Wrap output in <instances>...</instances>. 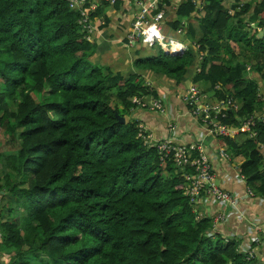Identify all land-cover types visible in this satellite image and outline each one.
Here are the masks:
<instances>
[{"label": "trees", "instance_id": "obj_1", "mask_svg": "<svg viewBox=\"0 0 264 264\" xmlns=\"http://www.w3.org/2000/svg\"><path fill=\"white\" fill-rule=\"evenodd\" d=\"M176 1L160 0L163 34L180 31L188 50L140 46L148 53L137 49L134 68L178 88L192 76L215 101L233 98L241 108L224 124L255 117L254 136L217 139L264 198V0H200L204 14ZM123 2L96 1L97 30ZM80 20L68 0H0V132L15 146L0 152V264H264L245 253L255 245L242 251L213 217H198L185 194L193 170L139 137L132 100L158 91L94 61L100 46Z\"/></svg>", "mask_w": 264, "mask_h": 264}, {"label": "built area", "instance_id": "obj_2", "mask_svg": "<svg viewBox=\"0 0 264 264\" xmlns=\"http://www.w3.org/2000/svg\"><path fill=\"white\" fill-rule=\"evenodd\" d=\"M114 4L118 0H107ZM130 6L132 0H125ZM138 8L131 30L127 34V42L129 44H143L146 47L154 48L157 45L166 53L181 54L187 49L176 40H167L163 34V20L165 12L158 11L160 0H134ZM72 9L81 12L80 24L84 30H88L91 35L96 29L94 23L90 19V14L97 6L91 4L87 6L89 0H68ZM194 4L201 8V1L193 0ZM230 13H232L230 11ZM180 33V31H179ZM179 46V47H177ZM181 98L185 105L189 108V112L203 127L204 130L211 135V138L236 137L240 133L247 132L254 136L252 128L255 125V117H249L242 126L234 127L221 122V119L227 116L229 111L239 112L241 106L233 98L227 97L224 100L210 101L197 85H191L185 89ZM264 101V97H262ZM139 109L146 111L158 112L162 115L166 113L164 101L162 99H152L145 97H136L133 102ZM264 122V115L260 118ZM139 137L144 144L155 147L163 159L172 158L177 167L183 172L187 169L193 170V173L186 174L187 185L185 194L190 197L191 202L195 205L201 204L206 196L212 197L220 204V211L213 218L214 229L217 225L225 222L230 216L232 210L236 207L238 198L222 189L217 183V174L214 171L209 155L206 153L205 141H199L193 144H178L172 136L164 140H157L152 133L145 130L139 125ZM177 129L176 124L169 125V131L173 135ZM219 159L226 162L231 161L232 155L226 148L218 149L216 154ZM251 194V190H249ZM255 246L264 245V236L254 240ZM245 250V249H244ZM255 249L246 251L250 258L255 257ZM5 259L0 257V262Z\"/></svg>", "mask_w": 264, "mask_h": 264}, {"label": "crops", "instance_id": "obj_3", "mask_svg": "<svg viewBox=\"0 0 264 264\" xmlns=\"http://www.w3.org/2000/svg\"><path fill=\"white\" fill-rule=\"evenodd\" d=\"M96 1L97 0H95V3ZM179 2H181V0L176 1L177 4H174L175 6L173 7L175 8ZM110 4L112 3L110 2ZM135 4L134 0H132L131 6L125 1L121 5L120 11H117L114 16H112L114 11H111L110 17H112L110 18V23L102 30H95L91 34L90 41L97 42L100 46V52L103 51L105 46V42L103 41L106 40V38L111 40L115 39L118 43H123V46L129 48L133 54L132 62L130 64L129 61L122 64L126 66L123 69L129 71L126 74L136 72L141 76H144L145 72L149 71L136 70L134 68V61L136 60L135 58L138 57L137 49L139 50L140 55L148 53L146 50L141 51L139 49L140 46L143 48L146 46L141 43L131 44L129 46L128 42L125 41V37H127L128 32L132 28L135 14L138 12V8ZM184 24L187 26V21ZM261 30L262 28L258 29V31ZM180 35L181 32L178 36ZM199 35L200 34H198V37ZM178 36H168V41L176 40L180 42ZM94 39L97 41H94ZM180 43L185 46L187 50L191 45L187 37L185 38L184 43ZM111 49H113V47H110V50ZM98 55L99 54L96 56ZM127 58L128 56L125 55L122 59L125 61ZM130 69L135 71H130ZM248 75L250 76L251 74ZM148 78L151 81H149ZM191 78L192 76L188 79L190 80L189 86L186 81L184 87L182 86L178 88L175 82L169 81L166 78L154 77L148 73L143 80L149 87L158 91V98L164 101L166 113L162 115L158 112L146 111L138 108L134 111L133 117L140 125L143 124L157 140H164L172 136L173 140L178 144H193L202 140L205 141L206 153L209 155L214 171L217 174V183L223 190L238 198L236 207L232 210L228 219L217 225L219 228L216 227V229H219L224 237L236 239L239 242L242 251L244 249L248 250L254 244L256 238L264 236V198L256 195L254 190L250 189L251 187L248 185L247 179L242 176L239 170V164L234 158L231 161L226 162L216 156L218 149L222 147L219 143V139L211 138V135L204 130V127L191 116L189 108L181 98L182 92L191 85H194ZM198 88L207 95L206 90L209 89L207 84L201 83ZM207 97L210 101H215L213 94L207 95ZM126 120H128V118ZM172 123L177 126L173 135L169 131V125ZM240 158L242 159V157ZM249 190H251V194L249 193ZM199 205L200 206L196 209L203 217L211 216L213 218L220 211L221 207L214 198L208 196H206ZM255 250L256 258L264 260V245L256 246ZM261 263H264V261Z\"/></svg>", "mask_w": 264, "mask_h": 264}, {"label": "rangeland", "instance_id": "obj_4", "mask_svg": "<svg viewBox=\"0 0 264 264\" xmlns=\"http://www.w3.org/2000/svg\"><path fill=\"white\" fill-rule=\"evenodd\" d=\"M175 4H177V3H175ZM200 13L204 14V12H202V10H200ZM108 14L109 13H107V15ZM191 22L196 26V23L194 21H191ZM187 23H188V26H189V22H187ZM187 28H186V26H184V33H186V34H187ZM94 41H97V40L94 39ZM103 42H105V46L103 48V51L100 52L98 56L93 57L94 61H97L100 64L109 65L112 68V70L121 71V72L124 73V75H127L126 73H128L129 71L124 70L123 68L126 67V66L122 65V64H125L128 61H129V64L132 62V55L133 54L130 51V49L125 47V46H123L124 45L123 43H118L115 39L111 40V39L106 38V40H104ZM128 45L130 46L131 44L128 43ZM110 47H113V49L110 50ZM125 55L128 56V58L124 61L122 58ZM135 59H137V58H135ZM130 71H135V70L130 69ZM247 71H248V74L251 73L250 68H248ZM148 73H150L152 75L151 72H145V75L142 76V77L145 78L148 75ZM149 81H151V80L149 79ZM169 81H172V80L169 79ZM202 84H204V83H202ZM187 85L188 86L190 85V80H187ZM261 88H263L262 85H261ZM206 94L207 95H211L210 92H208V93L206 92ZM149 98L160 99V98H154L152 96H150ZM132 102H134V98H133ZM141 126L143 128H145V130H147V128L143 124ZM13 149H15V146L10 145V143L7 142V139L3 135V133L0 132V152L1 151H3V152H12ZM197 207L198 206L196 205V208ZM196 211H198V210L196 209ZM198 217H200V218L203 217L200 212H199ZM3 258L6 260L8 258V255L6 253H3ZM32 263L33 264H39V262H37V261H34Z\"/></svg>", "mask_w": 264, "mask_h": 264}, {"label": "water", "instance_id": "obj_5", "mask_svg": "<svg viewBox=\"0 0 264 264\" xmlns=\"http://www.w3.org/2000/svg\"><path fill=\"white\" fill-rule=\"evenodd\" d=\"M264 36V28L261 30V31H259V34H258V37H263ZM245 68V67H244ZM119 121L121 122V123H126V118H124V117H119Z\"/></svg>", "mask_w": 264, "mask_h": 264}, {"label": "clouds", "instance_id": "obj_6", "mask_svg": "<svg viewBox=\"0 0 264 264\" xmlns=\"http://www.w3.org/2000/svg\"><path fill=\"white\" fill-rule=\"evenodd\" d=\"M177 47H179V46H177Z\"/></svg>", "mask_w": 264, "mask_h": 264}]
</instances>
